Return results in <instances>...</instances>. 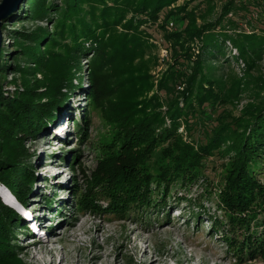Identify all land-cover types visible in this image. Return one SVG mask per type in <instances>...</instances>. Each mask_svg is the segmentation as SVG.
<instances>
[{
	"label": "trees",
	"instance_id": "16d2710c",
	"mask_svg": "<svg viewBox=\"0 0 264 264\" xmlns=\"http://www.w3.org/2000/svg\"><path fill=\"white\" fill-rule=\"evenodd\" d=\"M177 1L26 0L19 14L3 22V34L8 22L37 26L13 32L18 36H11L16 48L12 53L8 54L4 43L1 48L0 82L10 73L20 74L22 86L6 95L0 83V184L7 188L0 189V194L8 191L23 207L28 205L38 177L26 142L45 137L71 93L83 89L81 77L78 85L74 82L86 60L88 104L81 120L74 122L77 135L80 141L88 136L93 107L101 108L113 132L101 149L96 169L86 177L79 209L104 210L120 220L133 211L143 213L166 204L175 188L187 190L200 182L207 187V162L219 155L224 162L218 207L232 229L245 230L241 241L230 239V247L254 259L264 245V233L251 234V225L261 216L264 226V184L257 176L264 162V97L260 96L264 79H256L257 100L239 117L227 109L219 112L237 98L242 84L228 87L222 78L217 79L208 57H224L230 41L247 63L261 60L264 36L228 33L223 22L229 13L248 10L246 5L238 8L235 0H229L216 18L214 0H191L198 5L170 9ZM251 1L258 7L264 0ZM202 2L208 4L203 11ZM176 18L180 23L187 21V26L176 23L175 30L169 31V21ZM44 21L53 24V32L38 25ZM148 24L157 25L173 48V63L158 86L163 95L150 97L149 70L156 58L141 29ZM197 41L200 53L195 55L190 45ZM11 83L18 87L17 79ZM201 129L205 141L194 138ZM70 154L74 168L79 156L77 151ZM77 190L74 198L81 193ZM100 199L107 201L106 207L98 204ZM45 202L50 206L52 200ZM214 223L219 227L222 221L214 218ZM20 225L24 219L0 197V264H24L17 250Z\"/></svg>",
	"mask_w": 264,
	"mask_h": 264
},
{
	"label": "rangeland",
	"instance_id": "374dc122",
	"mask_svg": "<svg viewBox=\"0 0 264 264\" xmlns=\"http://www.w3.org/2000/svg\"><path fill=\"white\" fill-rule=\"evenodd\" d=\"M57 1L60 3L63 0ZM214 1L216 18L229 0ZM25 2L26 0H23L12 15L19 14ZM250 2L252 1L235 0L238 8L246 5L248 10L231 12L224 19L223 25L230 35L255 33L264 36V1L258 7ZM187 5L191 9L198 5V2L179 0L170 9L176 10ZM207 5L202 2L201 10H205ZM161 21L162 19L159 20ZM176 23H180L179 18L170 20L167 29L175 30ZM7 24L3 43L10 54L16 49L11 36H18L13 32L31 31L37 25L28 22ZM180 24L185 28L188 22L183 21ZM197 24H202L200 19H197ZM38 25L53 32L54 26L51 23L44 21ZM141 29L145 32L147 42L153 45V56L156 58L149 70L153 90L148 96L154 93L163 95L158 86L164 73L173 63V48L157 25L148 24ZM190 46L195 55L200 53L199 41ZM163 50L168 51L166 57L163 56ZM7 59L9 61L10 57ZM208 60L210 71L217 79L222 78L228 87L232 84H242L237 98L227 104L226 108L219 109V112L227 109L231 115L239 117L246 106L257 100L258 93L254 92V88L256 79H264V53L261 60L247 63L240 57L238 49L227 41L225 56L208 57ZM9 62L13 65V60ZM20 65L24 68L26 62L23 61ZM88 73V61L83 60L81 71L76 74L74 82L78 85V78L81 77L83 89L71 93L66 107L62 109L58 120L49 125V133L45 137L42 134L38 140L26 142L30 152L34 154L31 162L38 177L28 205L23 207L24 205L16 202L8 191L3 196L0 194L2 201L24 219V225H20L16 230L17 250L24 264H60L61 260L62 264H146L153 260L157 261L156 264H264V245L261 249L263 252L255 253L254 259H249L250 255L230 247V239L241 241L245 230L236 227L232 229L225 213L218 207V185L223 173L221 164L224 162L219 155L207 162V187L205 183L200 182L187 190L175 188L167 198L166 204L151 206L143 213L137 214L133 211L120 220L118 215L109 214L104 210L79 209L78 200L82 199L81 194L85 192L86 177H90L96 169L101 149L110 142L113 132L112 125L104 119L101 108L93 107L88 136L83 141L79 140L74 122L81 120L88 104L85 96ZM38 78L42 79L43 75L38 74ZM13 79H17L18 87L11 83ZM0 83L3 92L11 95L18 88L21 89L22 78L20 74L10 73L6 80H1ZM260 96L264 97V91L260 92ZM166 110V107L162 109L164 113ZM206 124L207 129L212 125L211 122ZM60 129L61 132L58 133ZM202 132L203 129L200 132L196 130L194 138L205 141ZM71 151H77L79 156V162L75 163L74 168L71 166ZM257 176L264 184V162ZM0 189L7 188L0 184ZM77 189H81V193L74 198L73 194ZM180 198L185 200H179ZM46 200H52L50 206L45 204ZM98 204L106 207L107 201L100 199ZM214 218L222 221L221 226L215 227ZM258 221L257 224L251 225V234L256 236L264 233L262 216ZM34 242L38 244L33 246ZM52 242L54 245L49 247L47 243ZM258 245L259 243H255L253 246ZM42 247L53 248V253L42 251Z\"/></svg>",
	"mask_w": 264,
	"mask_h": 264
},
{
	"label": "water",
	"instance_id": "95a60500",
	"mask_svg": "<svg viewBox=\"0 0 264 264\" xmlns=\"http://www.w3.org/2000/svg\"><path fill=\"white\" fill-rule=\"evenodd\" d=\"M23 0H2L0 3V53L3 43V21L8 19L20 6Z\"/></svg>",
	"mask_w": 264,
	"mask_h": 264
},
{
	"label": "bare ground",
	"instance_id": "6f19581e",
	"mask_svg": "<svg viewBox=\"0 0 264 264\" xmlns=\"http://www.w3.org/2000/svg\"><path fill=\"white\" fill-rule=\"evenodd\" d=\"M1 54V53H0ZM61 132V129L58 131V133H60ZM9 204V203H8ZM11 205V204H10ZM47 242V241H46ZM38 244V242H34V244H33V246H36ZM48 245H50L49 247H51L52 245H54V242H52V243H47ZM47 245V246H48ZM42 249V251H44V250H46V252H48V253H53V248H51V249H49V248H44V247H42L41 248ZM96 257V256H95ZM63 263V260H61L60 261V264H62ZM157 263V261H151V262H149V263H146V264H156ZM145 264V263H144Z\"/></svg>",
	"mask_w": 264,
	"mask_h": 264
},
{
	"label": "built area",
	"instance_id": "2783aa9c",
	"mask_svg": "<svg viewBox=\"0 0 264 264\" xmlns=\"http://www.w3.org/2000/svg\"><path fill=\"white\" fill-rule=\"evenodd\" d=\"M262 9H264V6L262 7ZM263 15H264V13H263ZM162 53H163L164 57H166L168 55V51L167 50H163Z\"/></svg>",
	"mask_w": 264,
	"mask_h": 264
}]
</instances>
